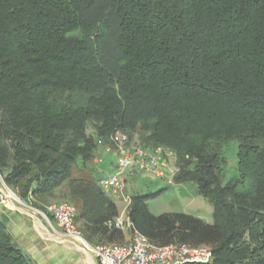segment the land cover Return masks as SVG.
Returning a JSON list of instances; mask_svg holds the SVG:
<instances>
[{
	"label": "trees",
	"instance_id": "obj_1",
	"mask_svg": "<svg viewBox=\"0 0 264 264\" xmlns=\"http://www.w3.org/2000/svg\"><path fill=\"white\" fill-rule=\"evenodd\" d=\"M117 131L168 149L173 182L213 206L211 224L134 195L135 229L210 245L208 264H264V0H0L5 183L38 209L69 199L90 243L121 242L94 162ZM233 140L238 174L224 183ZM0 264H34L1 222Z\"/></svg>",
	"mask_w": 264,
	"mask_h": 264
},
{
	"label": "built area",
	"instance_id": "obj_2",
	"mask_svg": "<svg viewBox=\"0 0 264 264\" xmlns=\"http://www.w3.org/2000/svg\"><path fill=\"white\" fill-rule=\"evenodd\" d=\"M99 149L101 155L115 157L113 171L105 172L99 180L102 191L114 201L125 200L127 203L112 224L118 229L129 230L130 237L123 243H90L77 224V208L67 200L52 203L45 210L40 211L45 217H50L55 222L58 231L65 237L77 241L84 250L98 260L99 264H208L212 262L214 257L212 246L188 243L155 244L135 229L128 217V208L132 201L125 192L128 176L134 172L143 173L152 178L167 179L169 183H172L173 181L164 171L170 168L172 153L161 146L145 147L134 143L128 134L121 131L112 134L110 141L101 144ZM101 155L97 153L95 156L96 164L102 161ZM176 171L177 168L174 175Z\"/></svg>",
	"mask_w": 264,
	"mask_h": 264
},
{
	"label": "crops",
	"instance_id": "obj_3",
	"mask_svg": "<svg viewBox=\"0 0 264 264\" xmlns=\"http://www.w3.org/2000/svg\"><path fill=\"white\" fill-rule=\"evenodd\" d=\"M97 153L101 155L100 149ZM101 157L100 163L106 172L113 171L115 157L103 154ZM20 200L0 174V222L12 236L17 248L34 264H99L93 255L80 249L77 241L62 235L40 212L42 209ZM122 232L123 239L119 243L126 242L130 237L129 230Z\"/></svg>",
	"mask_w": 264,
	"mask_h": 264
},
{
	"label": "rangeland",
	"instance_id": "obj_4",
	"mask_svg": "<svg viewBox=\"0 0 264 264\" xmlns=\"http://www.w3.org/2000/svg\"><path fill=\"white\" fill-rule=\"evenodd\" d=\"M224 156L227 161L224 183H228L238 174L239 145L237 141L233 140L225 145ZM95 166L101 176L106 172V168L103 164H95ZM175 169L176 161L174 157H171L170 168L165 169L164 171L166 176L171 178L172 181ZM125 192L126 195L131 197V199L134 195L151 196L147 201V204L149 211L154 215H160L163 213H185L199 217L207 223H214L213 206L201 194H199L198 186L195 182L178 184L173 182L169 183L167 179L152 178L146 174L134 172L128 176ZM157 192L159 193L156 196H153ZM62 200L69 201L67 198H60L53 202ZM115 202L119 213H121L127 203L125 200H118ZM47 219L56 226L55 222L50 217ZM80 249L83 250L81 246ZM81 253L84 254L82 251Z\"/></svg>",
	"mask_w": 264,
	"mask_h": 264
}]
</instances>
